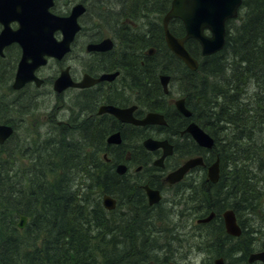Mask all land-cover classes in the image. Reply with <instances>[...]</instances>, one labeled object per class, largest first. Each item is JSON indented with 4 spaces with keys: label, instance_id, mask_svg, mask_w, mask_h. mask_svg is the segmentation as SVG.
<instances>
[{
    "label": "bare ground",
    "instance_id": "obj_1",
    "mask_svg": "<svg viewBox=\"0 0 264 264\" xmlns=\"http://www.w3.org/2000/svg\"><path fill=\"white\" fill-rule=\"evenodd\" d=\"M84 1L88 5H93L95 2L100 1L103 14H107L108 16L114 15V17H116L114 20H110L107 22V24H111L109 27L115 30V33L118 35L119 42V47L115 52L112 63L120 64L131 61V57L133 55V51L131 48H135L133 44L135 38H140V40H143L145 43H153L154 38L160 36L156 22L150 23L148 19L149 15H147V12L144 13L143 17L140 19V21H142V25L149 28L147 31L139 30V26L137 27V29H128L127 27H124L120 22L121 16L126 14V11H124L126 10V8H121L119 6V0ZM125 3L127 5L131 4V6H134L129 0H125ZM153 6H157V8L158 6L161 7V0L156 1ZM136 7H140L143 11L147 10L144 6L138 5ZM95 22V24L89 23V25L87 24V22H84V29H86V31H88L87 29H89L88 35L90 37L96 36L99 33V26L97 23L102 22H99L97 18L95 19ZM136 23L139 24V21H137ZM238 26L239 25L234 24L230 26V36L234 34V31H237ZM133 30H136V33L131 32ZM153 31L157 32L155 33ZM185 34L186 32L183 35ZM224 46L214 53L220 52L224 48ZM150 51L153 50L150 49ZM139 55L141 59L142 57H144L142 52H140ZM161 55H168V53L164 51V48H162L161 50ZM94 57L97 56L94 55L90 56L89 58L87 56H83L82 69H101L106 65V63L102 62V58H98L97 60H95L93 59ZM171 60L172 61L169 62L166 69H172L176 71V69L178 70V68H180L184 70V72L176 71L177 74L180 73L183 75L186 73V71L189 73V71L181 65V62L178 59L173 57V59L171 58ZM228 62L229 66L218 63L216 67L220 70H223L224 75L222 76L226 80L234 82V84L230 85L229 88L223 87L219 90L221 98L216 101L217 106H211L208 108V105L204 106V103H201V98L191 99V105L188 106V110L191 112V114H194L199 118L202 117V115L206 116L209 119V124L212 130L216 129V126L221 121L229 122L231 119H238L242 117L246 120V118L249 116L247 114L248 111L253 112L252 115L256 114L259 116L256 109L253 107V100L255 98H259L261 96V93L264 94V83L262 79L260 78L258 73L253 71V66L251 63L238 62L241 64H236L232 59ZM183 67L186 69V71ZM154 78L157 82V76H155ZM55 79L56 74L51 76L50 79L46 78V81L44 83V85H52V90L49 91L51 94H53L54 91L53 89ZM155 80L152 83L151 89L159 91V86L158 84L156 85ZM237 85L240 88L243 87V89H247V91H238L240 89H238ZM99 88L100 93H95L92 95H86L78 91H76L77 93L72 92V96L70 95L71 103H66V105H60L52 108L51 123L45 130V135H42L41 133L36 134V126L31 133V130L33 128L32 123H29L27 120L28 116L33 115L38 111L37 109L39 107V104L35 103L34 101L30 102L34 105L33 111L30 114H26L24 112V110L28 106V101L26 99H24L19 94H16V92L14 93L8 90H5L6 92L4 93L1 92L0 106L1 104L10 105H8L6 109L2 105L5 110L0 109V123H6L12 126L13 133L5 141L0 142V182L2 180V182L4 183V187L9 188L18 185L16 190L18 191V193L22 192V195H24V193L30 189L37 191L41 185H45L47 188L48 186L52 187L55 191H59V188H61L66 189L69 193L78 194L80 197V202L77 203V205H83L87 212L86 218L91 220L90 224L88 225V229L85 230V233L89 230H91V232L93 231L95 223L94 221H96L97 219H102L104 221H108L109 223L111 222V220H114L117 223L115 230L101 229L97 231V237L94 239L93 244L99 245V247L108 245L112 246L116 251L121 249L124 253H129L131 252L130 249L133 250V247L131 245L133 238L132 233H139V240L143 241V247L139 248L142 249V251H148L152 247L160 245V243L154 240L152 241L151 237V235H154L157 232H160L162 236H165L168 231L169 234L167 238L169 239L170 234L173 233L175 229H178V232L176 233L182 235L191 232V230L187 228L188 224L186 223V219H180L178 218V216L186 214L189 215L192 213L199 215V213H201V210L218 206L222 202L221 199L225 196V193H222L221 190H223L225 187H227L229 190H233V187L231 185L224 184L220 188L218 185L216 186L210 184V187L206 190V193L202 194L201 199L198 198L195 203H192L190 205H188L189 200L184 199V196L177 195L176 198H178L179 201H182V205L183 203H186V205H183L182 207H184L187 212L184 213L182 209L175 204L169 205L167 207L168 209L165 210L167 212L163 213L166 214L168 218L157 216L159 212L164 208L161 205L164 201H162L156 207H149L148 211L147 207H140L138 212L134 209L126 211V209H128L131 204L136 201V199L134 200L133 197H131V189L134 186L131 181L132 179L136 180L137 177L134 176L135 174L130 173V171H128L127 173H120L116 170V166L119 163L125 162V158L123 156L130 150L132 158H134L133 160L144 163L145 171L149 177L154 175L159 176L161 169H159L151 161V152L146 144V140L151 137H146L145 134H141L140 130L138 129L131 128L126 125H122L119 122H116L114 124L115 128L107 136L119 134L122 140V147L119 148L112 147V145H110L104 137H101L100 140L97 141L94 136L90 135V133H94L96 129H101L104 131L112 124L111 120L108 117L102 116L107 113L101 111V106L107 103L104 101H100L103 96L102 94L104 93V91H106L107 88L103 86ZM116 91L119 92L117 94L119 98H117L121 101L120 103L127 104L128 106L138 105L137 101L139 103L143 96V92L140 93V91H138L136 93V96H139L140 100H136L131 96L127 89ZM54 93L56 92L54 91ZM237 96L239 97V109H229L231 105L230 101L234 100V97ZM170 111L174 112L173 110ZM175 114L176 116H179L181 122L183 117L185 125L191 118L185 113L182 114L180 112H177ZM167 115L169 116V114ZM167 119L168 117H166V120ZM228 125L226 129L232 128L231 130L240 131L238 130L237 126L234 127L230 123H228ZM56 129H60L66 132V135L63 133L60 135V137H58ZM175 134L176 131H170L167 135ZM239 134L240 133L237 132L235 136H238ZM133 135H135V138ZM220 136H222V131L220 132ZM228 137H225V143L229 142ZM233 137L234 135L231 136V138ZM85 141L90 142V145L88 143V145H86ZM184 141H186L187 143ZM248 141L251 142L250 140ZM174 143L177 150L179 151V153L177 154L178 156H181L183 146L188 150L194 147L187 136H184L183 140H176ZM76 144L81 148L76 149ZM248 145L249 144H247V148ZM98 146L104 147L100 152L103 157L106 158L110 155H113V160L110 162L107 161L108 163L105 164H100V166L98 163V158L100 156ZM73 147L75 150H73ZM248 150H250V148H248L247 151ZM217 154H220V152H217ZM75 158H82L84 160L83 166L81 168H78L76 164L71 163L73 170L69 174V176H67L68 171L66 170V164ZM245 158L246 161L244 162V164L246 165V167H248L249 170L252 171V173L254 171L259 172V174L255 178L263 179L261 183H258V186L264 187V157L263 159L254 161V158L249 155L248 151V154H245ZM156 160H158V158ZM175 161V166H179V162L177 160ZM232 165H234V161L232 159H228L227 163L224 164V166L228 169H225L224 167V171L228 172L227 170H230V166ZM104 173L107 176L106 178H103V181L108 184H105L102 181V176ZM42 175L44 177V180L41 183L40 178ZM116 175L121 176L122 178H118ZM197 176L201 177V174L197 173ZM138 180L141 182V184L150 182L148 180L145 181V176H143V178L138 177ZM151 180L153 181V179ZM150 184H152V182H150ZM191 184L192 182L186 185L188 186L186 189L192 188ZM110 190H117L120 191V193L116 194L114 192H111ZM156 190L160 191L159 189ZM169 192H171V190ZM122 193L124 194V196H120ZM106 195L111 197L116 196L118 197V199L119 197H123V199L126 198L124 203L121 200L122 207L121 209L119 208V210L114 212L116 213L114 218H112V214L109 212L110 210L104 205V196ZM40 197V193L37 195V197L35 196L36 200L32 202V209L37 205V210ZM257 206H262V216H259L256 213H251L250 216L252 217L251 219L254 220L253 227L255 229L252 228V231L258 232V235L256 234L255 240L252 242L249 237L244 238L242 241L244 245L242 249H236L238 245L230 246L229 244H227L226 236L218 232L216 225H213V227L212 225L206 226L209 231L212 228V233L215 234V238L212 237L214 249L217 250L219 248V245H221L222 252H225L228 257L232 258L231 261H227L226 264L249 263L248 261H250L251 255L248 252H245L248 248H251V250H255L254 247H257L259 248V250L257 251L264 252V198L258 200ZM155 208H157L156 210L159 211L158 213L149 212L153 211ZM34 213L35 212H23L19 213L17 217L14 218L15 226L19 230H24L26 226L30 230V232L20 233V238L22 239V241H26L28 243V247L25 249V251H23V256L26 258L27 262L25 264H39V262H45L47 260L46 255L42 254V252H38L43 246L44 238L42 236H38L37 233H34L39 225L38 223L41 217V215H39L38 213L35 214L36 221L34 224L33 216L31 215ZM126 214H130L131 217L129 221L131 223L123 225L120 218L122 219V217ZM247 215L249 214L247 213ZM155 218H159L162 221H165L164 225H159L158 222L155 223L153 220ZM130 225L131 228L126 232L125 230L129 228ZM142 236L144 237V240L142 239ZM167 241L168 240H166L164 243H166ZM220 241H223V243L226 244H220ZM65 244L68 247V250L71 251L70 245H68L67 242H65ZM176 244V240L171 239L166 245L167 248H165V252L160 254V256H167V251L171 250V248H173V246H175ZM178 247L179 249L177 250V254L175 255L178 260H184L186 257L188 262L191 263L195 262V264H213V260L211 259L209 252H206L205 249L199 250V252L203 254V259L201 261H197L198 257L196 258V253L190 245H187L182 249H180V245ZM46 249H48V247H46ZM135 249L136 251H140L138 247ZM90 256V258L92 260H95V262L98 264V260L94 256L93 251L91 252ZM253 262H255L256 264V260H253Z\"/></svg>",
    "mask_w": 264,
    "mask_h": 264
},
{
    "label": "trees",
    "instance_id": "obj_2",
    "mask_svg": "<svg viewBox=\"0 0 264 264\" xmlns=\"http://www.w3.org/2000/svg\"><path fill=\"white\" fill-rule=\"evenodd\" d=\"M119 1V6L121 8H126V10H124L126 11V14L121 16L120 22L122 20V22L124 23L122 25L124 27H127L128 29H134L133 23H130L131 25L126 24L128 17H130L132 22L139 21L142 18L141 14L152 10L150 8L155 7L153 5L158 0H129L134 6H131V4L127 5L125 3V0ZM161 2L162 6H158L157 9L159 11V14L163 16L168 11L172 0H161ZM138 5L146 7L147 10L143 11L140 7H136ZM88 12L94 13V17L97 18L99 22H102L97 23L99 26V33L96 36L90 37V40H98V37L101 36V33L103 32V30H100L103 29L102 27H100V24H106L108 27L111 24L108 23V25L107 22L110 20H114L116 17H114V15L108 16L107 14H103L101 5L98 6V2L90 5ZM232 24L239 26L237 28V31H234V34L230 36L229 30ZM157 27L160 33L159 39L158 37H155L153 43H145L143 40H140V38H135L133 44L134 46H136V48H132L133 55L131 57V61L122 63V65L125 66L127 68L126 70L128 71H149L155 74L159 71L175 73V70L166 69L168 67V62L163 61L168 59L170 62L172 61L171 58L173 59V57L178 59L181 62V65L189 71L188 73L183 67L186 73L183 74L182 77H180V81L182 82V84L183 82L185 84L183 86V91L187 95V97L190 98L189 106L191 105V99L197 97L201 98V103H204V106L208 105V108L211 106H217L216 101L221 98L219 90L223 87L229 88V86L234 84V82L226 80L222 76L224 75V71L218 69L216 66L218 63L229 66L228 61H230L231 59L236 64H241L242 62L251 63L253 66V71L258 73L264 83V0L242 1L238 16L235 19H229L227 21L226 44L220 52L203 56L201 52V45L196 39L191 38L187 41V49L194 57L199 60V67L197 70H191L190 68H188L184 62L177 58L175 54H173L166 47L162 23H158ZM170 29L175 35L178 36H183L186 31L183 22L178 18H174L171 20ZM135 31L136 30H133L131 32L136 33ZM153 32L156 33L157 31ZM156 41H160L161 46L160 44L158 45ZM138 44L140 47V52H142L143 54L150 46H153L155 48V52L152 55H143L144 57H142L141 59L139 55L140 52L136 51V49L139 48L137 47ZM162 48H164V51H166L168 55H161ZM114 56L115 51L113 50L111 53L106 54L105 57L101 55L94 57L93 59L95 60H97L98 58H102V62L106 63V65L101 69H90L88 71L92 74H97L100 73V71L104 70H117V68L122 65L112 63V59ZM13 57H0V93H4L5 90L12 91L14 93L16 92L11 87V80L13 79L17 63V57H15L14 55ZM6 58L10 59L11 61H5ZM7 64L11 65V69H8ZM176 71L184 72V70L180 68H178V70L176 69ZM154 77L153 79H155ZM30 86L31 85H27L22 91L16 92V94H19L28 101V106L24 110L26 114H30L33 111L34 105L30 102L34 101L36 103L34 97L31 93L28 92V90L36 91L37 89H31ZM136 86L141 87V85L137 84L134 88H137ZM237 87L238 89H240L238 91L242 90L244 92L245 89H243V87L240 88L238 85ZM106 88L107 89L102 94L103 96L100 101L120 104L121 101L117 96L119 92L116 91L117 89L114 87V85L110 83V85H108ZM210 90H212L211 93ZM138 91L140 90L138 89L137 92ZM246 91L247 89L245 90V92ZM78 92L86 95H92L95 93H100V88L94 87L90 89H83ZM155 94H157V90H155ZM260 95L261 96L259 98H255L253 100V107L256 109L259 116L256 114L252 115L253 112L248 111L247 114L249 116L246 118V120L242 117L238 119H231L229 122L225 121V123H230L234 125V127L237 126L238 130H240L233 131L234 137L231 138L229 136L228 143H225V138L221 139L219 138V136H215V134H213L216 140V150L217 152H220V156L222 159L221 179L218 183L213 185H218L220 188L224 184L231 185L233 187L234 193L231 194V190L228 189L226 192L227 194L225 193V196L221 199V201L223 202H221L216 207L201 210V213H199V215H203L214 209L217 211V215L219 216L226 205H229L228 207H233L237 211V213H240V211L246 206L247 203L253 204L255 206L253 207V209L259 207L257 206L258 200L264 198V187L258 186V183H261L263 179L255 178L259 174V172L254 171L252 173V171L249 170V168L244 164V162L246 161L245 154H248V151L249 155L254 158V161H258L260 159H263L264 157V139H256L257 133L264 128V94L261 93ZM238 99L239 97L237 96L234 97V100L230 101L231 105L229 109H239ZM2 105L6 109L10 104H1L0 109L5 110ZM102 116L108 117L111 120L112 124L104 131L101 129H96L94 133H90V135L94 136L97 141L100 140L101 137H104L106 140L107 135L115 128L114 124L118 122L117 119H115L110 114H105ZM194 116L195 115H193V118ZM201 118L203 119V123H208L207 121H209V119L206 116L202 115ZM214 130L216 129H213L212 131ZM237 132L240 134L238 136H235ZM56 133L58 137H60V135L63 133L66 135V132L60 129H56ZM248 140H250L251 142H249ZM85 142L86 145H90V142ZM221 144H224V148L222 147V151H220L219 149V145ZM247 144H249L248 148H250V150L248 151ZM112 147L115 148L117 146ZM75 148L78 149L81 147H78V145L76 144ZM103 148L104 147L98 146V151L100 154L98 158L99 165L108 163L107 160H105V157H103L100 153ZM73 150H75L74 147ZM184 152L193 154V152H200V149H198V147L194 145L192 149L188 150L187 148H185ZM110 157L114 158L113 155H110ZM228 159H232L234 161V165L230 166L231 169L227 170L228 172H226L224 171V164L227 163ZM83 162L84 160L82 158H75L69 161L66 164V170L68 171L67 176H69V174L73 170L71 163H74L76 164V166H78V168H81L83 166ZM225 169L228 168L225 167ZM106 176L107 175L104 173L102 176V181L103 178H106ZM116 176L118 178H122L121 176ZM43 180L44 177L42 175L40 178L41 183L43 182ZM135 181L136 184L131 189V197H133L134 200L136 199V201H134L131 206L126 209V211L134 209L138 212L140 207H147L148 211L149 206L146 202L142 184L139 180ZM103 182L105 183V181ZM203 185L205 187V191L210 187V184H207L205 182H203ZM17 187L18 185L10 188L4 187V183L2 182V180L0 182V264L27 263L26 258L23 256V251H25V249L28 247V243L26 241H22V239L20 238V233L30 232V230L27 226L24 230H19L14 223V218L17 217L19 213L23 212H35L34 214H31L33 216L34 224L36 221L35 214L38 213L39 215H41L40 221L38 223L39 225L34 233H37L38 236H42L44 238L43 246L38 252H42V254L46 255L47 260L45 262L41 261L39 262V264H97L95 260H92L90 258V254L92 251L94 253V256L98 260V264H140L142 260H146V264H166L168 258L167 256H160V253L155 252V250L149 249L148 251H142V249L139 248L143 247V241L139 240V233H132L133 238L131 245L133 247V250L130 249L131 252L129 253H124L121 249L116 251L112 246L106 245L99 247V245L93 244L94 239L97 237V231L101 229L115 230L117 223L114 220H111V222L109 223L108 221L97 219L96 221H94L95 223L93 231L91 232V230H89L85 233V230L88 229V225L90 224L91 220L86 218L87 212L83 205H77V203L80 202V197L77 196V194L69 193L66 189L61 188H59V191H55L52 187L48 186L47 188L45 185H41L37 191L30 189L26 191L24 195H22V192L18 193V191L16 190ZM111 192H114L116 194L120 193V191L117 190ZM36 193L37 195L39 193L41 194L37 210V205L32 209V202L36 200L35 196L37 197ZM120 196H124V194L122 193ZM227 197H231V202L227 200ZM116 198L118 201L117 207L109 211L112 214V218L115 217L116 213L114 212L119 210V208L121 209V200L123 201V203L126 200V198L123 199V197H119V199L118 197ZM184 199L189 200L186 197H184ZM177 205L183 206L182 201H179ZM181 216L182 215H179L178 217ZM194 216L197 215L194 214ZM130 217V214H126L122 217V219L120 218L122 224L127 225V223H131L129 221ZM153 220L155 223L158 222L159 225H164L165 222L159 218H155ZM130 228L131 225L125 231H129ZM221 231L223 234L222 228ZM168 234L169 233L167 231L166 235L162 236L160 232H157L156 234L151 235L152 241L154 240L162 244V242H165L169 239L167 238ZM142 239L144 240L143 236ZM65 242L70 245L71 251L68 250ZM226 242L230 246H234L233 242L231 240H228V236H226ZM220 244H223V241H220ZM46 247H48V249H46ZM137 247L138 249H140V251H136L135 248ZM221 248L222 246L219 245V248L217 249L219 255H225V257L228 259V255H226L225 252H222ZM242 248L243 246L241 247V249ZM236 249L240 248L237 247ZM246 250L251 251V248H248Z\"/></svg>",
    "mask_w": 264,
    "mask_h": 264
},
{
    "label": "water",
    "instance_id": "obj_3",
    "mask_svg": "<svg viewBox=\"0 0 264 264\" xmlns=\"http://www.w3.org/2000/svg\"><path fill=\"white\" fill-rule=\"evenodd\" d=\"M53 0H0V23L3 28L0 31V54H4V48L12 42H17L22 48V55L18 62L13 88H22L27 82L34 81L40 86L44 79L36 74V70L48 62V57L62 59L71 48L76 33L81 26L78 17L85 11L83 4L74 6L72 12L66 16H60L53 13L50 8ZM242 0H173L170 10L164 16L163 26L165 39L169 49L179 58L184 60L189 68L196 70L198 60L194 58L185 46L189 38L197 39L201 44L203 55L212 54L220 50L225 44L226 21L229 18L238 15ZM180 18L186 28L184 36H175L169 29V21L174 18ZM18 22V27L13 28L12 22ZM60 31L62 37L58 38L56 32ZM112 46L110 39H105L100 43H89L87 49L107 50ZM119 71L105 72L100 76L93 77L88 73L83 75L80 81H74L70 74V67L62 69L54 81V89L57 92H63L69 87L85 88L92 86L102 80H114ZM168 76L162 75L164 85L166 86ZM180 110L190 116L191 112L185 105L184 99L177 101ZM136 106L118 107L113 104H104L101 106L102 112L115 115L124 122H133L144 125L150 121L163 122L159 113L150 112L143 119H137L133 116ZM187 130L192 133L194 138L206 147L214 145V138L205 132L195 122H191ZM13 133V127L8 124L0 123V142L5 141ZM119 134L110 135L109 143H121ZM149 149H155L159 146L165 148L161 158L155 161L161 164L163 158L172 153L173 148L167 145V142L149 138L146 140ZM202 163L201 157L191 158L175 171L171 172L168 180L175 182L180 180L184 174L193 166ZM127 165L121 163L117 166V171L125 173ZM209 177L212 181H217L219 177V160L215 161L209 167ZM150 196V203L160 199L158 190L145 186ZM104 205L108 209L116 207V199L111 196H104ZM214 214L211 213L205 220H209ZM227 231L238 235L241 232L237 224L233 210L224 212ZM254 259L264 260V252L252 253L250 261ZM218 264L222 259L217 260Z\"/></svg>",
    "mask_w": 264,
    "mask_h": 264
},
{
    "label": "flooded vegetation",
    "instance_id": "obj_4",
    "mask_svg": "<svg viewBox=\"0 0 264 264\" xmlns=\"http://www.w3.org/2000/svg\"><path fill=\"white\" fill-rule=\"evenodd\" d=\"M54 2L55 3H54V6L52 9L56 13H59V14H68L72 10L73 6L79 2L83 3L87 7V11H89V6H90L84 0H54ZM99 5H101L100 1L98 2V6ZM84 19L85 18H81V21L83 22ZM130 23L134 24V26H133L134 29H137V27L139 26L138 23L132 22L130 17H128L126 24L131 25ZM121 24H124L122 22V20H121ZM1 27H2V25L0 24V30H1ZM100 27H102L104 30L101 33V36L98 37V40H90L91 38L88 35V37L86 38L84 51L87 52L89 55H92V56L101 55V56L105 57L106 54L111 53L113 50L115 52L118 50V47H119L118 35L115 33V30H113L109 26L107 27L106 24H100ZM105 30L109 31V32L106 33ZM105 39H110V41L112 42V46L110 48H108L107 50H92V51H90L87 49V45L89 43H100ZM74 42H75V39L73 41V46H74ZM165 44H166V41H165ZM166 47L168 48L167 44H166ZM135 48H136V46H135ZM150 49H152L153 51H150ZM4 51H5L4 57L14 55L15 57L18 58L21 55L22 49L18 43H12L10 45H7L4 49ZM154 52H155V48L153 46H150L144 52L143 55H152ZM119 65H122V63H120ZM126 69L127 68L123 65L119 66L117 68V70L120 73L116 79L109 80V81L108 80H102V81L98 82V84H96L92 87H89V88H85V89H90V88H94V87H102V86L107 87L108 85H110V83H112L113 85L115 84V88L119 91L122 89H127L129 91V93L131 94V96L136 100L139 99V96H136L137 90L139 89L140 93L143 92V96H142L141 101L139 103L137 101L138 107H137V109H135L134 115L137 118H144V116L150 112L161 114L162 120L165 122L164 124H163V122L150 121L144 125H141V124H135L133 122H124V121H121L120 119L117 118V121L119 123H121L122 125H126L128 127L138 129V130H140V133L145 134L146 137H151L152 139L165 141V142H167V145H171L173 148L172 153L166 155L163 158V160L160 161L161 164H156L154 161L157 158L159 159L163 156L165 148L163 146H159L155 149H150L151 161L159 169H161V172H160L159 176L154 175L151 177H149L146 173L145 174V181L148 180V181L152 182V184H150V182H147V183H144L143 185L146 186L149 184L151 188L159 189L160 190L159 193L162 196H164V191L172 190L174 188L179 189L181 184L183 182H186L187 179L198 181L199 183H201V185H203V182H205L207 184H212V185L218 183L221 179V174H222V159H221L220 154H217V153L214 154L215 152H217L216 140L214 141V145L212 147L202 146L194 138L192 133L187 130L190 123L195 122L200 128H202L205 131H208L211 135H213L214 133L210 127L209 121H207L208 123L205 124V123H203V119L201 117L199 118L198 116H194V118H193L194 114H191V116H190L191 118L189 119V121H187V124L185 125V121H183V117H182V122H181V119L179 118V116H176V114H175L177 112H180L183 114V112L180 110V108L177 105L178 100L183 98L185 101L186 107L189 106V101H190V98L187 97V95L183 91V86L180 82V78L176 77L175 73H171V72L160 71V72H157L155 74V73L147 71V72L137 73L136 71H128ZM85 71H88V70H85ZM101 72H105V70L100 71V73ZM98 74L99 73L94 74V75H98ZM153 74H154V76H157V84L159 86V91H157V95L155 94V92H153L151 90L152 83L155 80L152 77ZM162 75H166L169 77L167 80L166 86L164 85L163 80L161 79ZM73 76L76 78V75L73 74ZM176 79H177V81H176ZM177 82L179 83V85L177 84ZM137 84L141 85V87L136 86L137 88H134L135 85H137ZM73 89L80 91V90H83L84 88H70V90H73ZM173 90L177 94H174ZM14 91L20 92V91H22V89L21 90H15L14 89ZM157 96H158V99H157ZM114 104H116V103H114ZM118 105L128 106L127 104H121V103ZM170 110H173L174 112H172ZM167 114H169V116ZM166 117H168L167 120H166ZM170 131H176V134H175L176 136L175 135H167V134H169ZM133 136L135 138V135H133ZM184 136H187L188 139L192 142V144L196 145L198 147V149H200V152H193V154L192 153H186V152H184L185 147L183 146V149H182L183 152L181 151V156H178L177 154L179 153V151L177 150L174 142L176 140H179V139L183 140ZM184 142H186V141H184ZM121 145H122V141H121V143H112V146H117V148L122 147ZM127 156H128V158H127ZM123 157L125 158V162H123V163H125L127 165V172L130 171L131 168L135 164H138L137 167L135 168L138 173L145 170L144 163L138 162L137 160H133L134 158H132V154H131L130 150ZM196 157H201L202 163H199V164L191 167L180 180L175 181V182L168 180V176L171 172L175 171L180 166L185 164V162L187 160H189L191 158H196ZM174 159L179 162V166L178 165L175 166L174 162H176V161ZM108 160H110V159H108ZM111 160H112V158H111ZM217 160H219V177H218L217 181H212L209 177V167ZM119 164H121V163H119ZM117 166H116V170H117ZM197 172L201 174V177L194 176V175H197L196 174ZM193 173H194V175H192ZM136 174L137 173H135V175ZM151 179H153V181ZM136 180H138V177ZM144 186L142 187V189L144 191L145 197L147 198V202H148L149 207L158 206L162 201L158 203V201H159L158 200V201H155L153 203H150L149 202L150 196L148 194L147 189L144 188ZM228 206L229 205H226L224 207L223 211H221L219 216L217 215V211L212 209L208 213H205L203 215H197V216L193 217L192 222L190 221L189 223L192 224L193 226H195L197 232L191 231L187 234H184L185 236H191L193 238V240H191V242H187L184 240V238H182L178 241L176 240L177 243L190 244V246L193 249H196L198 253H200L199 252L200 249H205V251L209 252V254L210 253L212 254L214 251H216L217 254L213 258V264H218L217 260L219 258L222 259L221 264H226L227 258L225 257V255H219V252L217 250H215L213 247L212 237L215 238V234L212 233V228L209 231L206 228V226L212 225V227H213V225H216L217 230L220 233H222V231H221V228H222L223 229V235L228 236V240H231L234 245H238L237 246L238 248H241L242 246H244L241 242L243 241L244 238H246V235H247L246 223H245L246 221H244L241 214L237 213V211L233 207H228ZM227 210H233L234 211L237 224L239 225V227L241 229V232L238 235L231 234L227 231L226 221H225V217H224V212ZM211 213H213L214 215L209 220H205L207 217H209L211 215ZM178 218L182 219V216L178 217ZM217 221H219V222H217ZM175 234H176V236H183L182 234H178V233H175ZM172 236H174L173 233L170 234V237H172ZM235 243H237V244H235ZM254 248H255V250H251V251L246 250L245 252H248L250 255L252 253L259 252L256 250V247H254ZM258 250H259V248H258ZM242 259H244V258H242ZM254 260H256V264H264V260H261V259L259 261H258V259H254ZM248 262L249 263H245V264H255V262H253V260L248 261Z\"/></svg>",
    "mask_w": 264,
    "mask_h": 264
},
{
    "label": "rangeland",
    "instance_id": "obj_5",
    "mask_svg": "<svg viewBox=\"0 0 264 264\" xmlns=\"http://www.w3.org/2000/svg\"><path fill=\"white\" fill-rule=\"evenodd\" d=\"M152 10H149V12L147 11V15H149L148 19L151 22H157V24L159 23H162L163 24V16H161L159 14V11L157 9V6L155 7H152L150 8ZM144 14H141V16L143 17ZM95 14L94 13H91V12H86V14L83 15L82 18H85L82 22L83 26H84V22H87V24L89 25V23H96L95 22ZM97 21V20H96ZM139 30H142V31H147L149 28L148 27H145L144 25H142V21L139 20V27H138ZM88 31H86V29H82V31L76 36L75 38V42H74V46H73V51L69 54H67L62 60L58 61V60H54V59H51L49 64L47 66H45L42 70H41V75L43 77H46L47 79H50L51 76H53L54 74H59L60 70L62 68H64L66 65H71L72 67V73L74 75H76L77 78H80L82 76V74L84 73V69H82V66H83V63H82V60H83V56H87L88 58L92 55H89L87 52L83 51L84 49V46H85V42H86V38L88 37V32H89V29H87ZM100 30H103V29H100ZM104 31V30H103ZM105 32H109V31H106ZM159 39V37H158ZM158 43V45L160 44V41H156ZM161 46V44H160ZM137 47H139V44L137 45ZM85 50V49H84ZM137 52H140V47L136 49ZM13 57V56H12ZM11 58V57H9ZM14 58V57H13ZM11 61L10 59L6 58L5 61ZM163 62H168L167 64H169V60L166 59L164 60ZM8 66V69H11V65L10 64H7ZM175 75L176 77H182V74L178 73L175 71ZM152 77H154V74L152 75ZM177 81V79H176ZM12 82V80H11ZM181 82V81H180ZM177 84L179 85V83L177 82ZM176 84V85H177ZM182 84V82H181ZM184 82L182 84V86H184ZM114 87H115V84H114ZM30 88H36L37 90L34 91V90H28L29 93L32 94V96L34 97L35 101L37 104H39V107H38V111L35 112L33 115H30L28 116L27 120L29 123H32V130H31V133L33 132L34 130V127L36 126L37 129H36V134H39L41 133L42 135H45L46 132L45 130L47 129V127L50 125L51 123V119H52V108L54 107H57V106H60V105H66V103H71L70 101V98H71V93H77L76 89H73V90H68L66 91L65 93L63 94H60V95H57L56 93H54L53 91V94H51L49 91L52 90V85H44L42 88L41 87H36L35 85L31 84ZM175 89V88H174ZM153 92H155V90L151 89ZM176 90V89H175ZM7 91V90H6ZM4 91V92H6ZM212 92V90H210V93ZM38 93H39V96H38ZM173 93L174 94H177L174 90H173ZM71 95V96H70ZM228 123H225V122H220L218 125H217V128L216 130L213 131V133L215 134V136H219V138L223 139L225 137H228V136H232L233 135V131L234 130H231L232 128H228L226 129ZM234 126V125H233ZM229 127V125H228ZM222 131V136H220V132ZM256 139L258 140H263L264 139V128L263 130H261L260 132L257 133L256 135ZM226 141V140H225ZM223 145H219V149L220 151H222ZM224 148V147H223ZM225 151V150H224ZM217 152H215L214 154H216ZM138 164H135L131 170H130V173L132 174H135L137 173L135 176L137 177H140V178H143V176H145L146 172L145 170L141 171V172H137L136 171V167H137ZM198 173V172H197ZM196 173V174H197ZM194 175V173L192 174ZM196 177H198L197 175H194ZM192 182V188H188L186 189L188 186L189 183ZM131 183H133L134 185L136 184V181L132 179ZM143 185V184H142ZM228 190V188H224L223 190H221L222 193H226ZM170 190L168 191H164V197H163V200L164 202H162V206L164 207L162 211H157L155 208L153 211H149L151 213H158L159 214L157 216H161V217H165V218H168V216L166 214H163L164 212L166 213L169 205H176L178 207H180L182 209V211L184 213H186L187 211L184 209V207L180 206V205H177V203L179 202L178 198H175L178 196H184L186 198L189 199V202H188V205L192 204V203H195L198 198L201 199L202 197V194L206 193L205 191V187L203 185H201V183H199L198 181H195V180H186V182H183L180 186V188H174L171 190V192H169ZM174 193V194H173ZM231 194L234 193L233 190L230 191ZM131 194H132V191H131ZM227 194V193H226ZM77 196H79L77 194ZM227 200H229V202H231V197H227ZM223 202V201H222ZM183 205H186V203H183ZM255 207L253 204H246V206L240 211L241 213V216L242 218L244 219V221H246V230H247V238L249 237L251 239V242L255 240V237H256V234L258 235V232H253L252 231V228L253 227V223H254V220L251 219L252 217L250 216L251 213H256L258 214L259 216H262V212H261V208L262 206L260 207H257V208H254ZM159 210V209H158ZM183 213V214H184ZM247 213L249 215H247ZM253 216V214H252ZM195 217L194 214H189V215H182V219H186V223L188 224V229H190L192 232H197L195 226H193L192 224H190L189 222L191 221L192 222V218ZM255 229V228H254ZM176 232H178V229H175L173 231V235L172 237H170V239H168L167 243H164L162 242V244H160L159 246H156V247H153L151 248L150 250H155V252L157 253H164L165 252V248H167V244L169 243V241L171 239H175V240H180L182 238H184L185 241L187 242H191V240H193V238L191 236H185L183 234V236H176ZM220 233V232H219ZM197 238V237H196ZM257 239V238H256ZM176 241V242H177ZM223 244H226V243H223ZM180 245V249H182L183 247L187 246V245H190V244H183V243H177L175 246H173V248H171V250H168L167 252V256H169L167 258V262L166 264H195L194 263H191V262H188L187 258L185 257L184 260H178L177 257L175 256L177 254V250L179 249V246ZM226 246V245H225ZM196 247V246H195ZM199 250V249H198ZM256 250H258V248L256 247ZM195 253H196V258H197V261H201L203 259V254L201 253H198L196 249H194ZM171 256H170V255ZM217 252L214 251L212 254L210 253V256L213 260V258L216 256ZM173 255V256H172ZM186 256V255H185ZM173 257V258H172ZM232 258L228 257L227 261H231ZM146 260H142L140 262V264H146Z\"/></svg>",
    "mask_w": 264,
    "mask_h": 264
}]
</instances>
